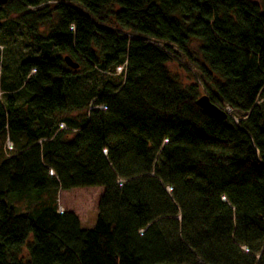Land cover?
I'll return each mask as SVG.
<instances>
[{"label":"trees","instance_id":"16d2710c","mask_svg":"<svg viewBox=\"0 0 264 264\" xmlns=\"http://www.w3.org/2000/svg\"><path fill=\"white\" fill-rule=\"evenodd\" d=\"M260 1L0 4V264H264ZM78 188L102 189L89 230L55 204Z\"/></svg>","mask_w":264,"mask_h":264},{"label":"rangeland","instance_id":"374dc122","mask_svg":"<svg viewBox=\"0 0 264 264\" xmlns=\"http://www.w3.org/2000/svg\"><path fill=\"white\" fill-rule=\"evenodd\" d=\"M252 2L260 4V0H251ZM45 28L42 31H46ZM3 47V54L5 57V63L8 66V70L5 72V79L12 81L13 69L15 64L28 56L27 49L17 36L5 39V43L1 45ZM30 49V48H29ZM169 72L176 77V79L183 84L190 83V76L182 70L176 63H170L167 65ZM264 100V95L259 97V103ZM87 111H85L86 113ZM84 112H81V114ZM78 113L73 112L66 114V117H76ZM231 114V113H230ZM10 147V144H8ZM102 194L101 188H78L70 191H58L55 196V204L59 212H71L80 221V227L83 230L91 229L96 221V209L99 198ZM27 200L25 198L16 199L13 201V205L17 210H21L25 207Z\"/></svg>","mask_w":264,"mask_h":264},{"label":"water","instance_id":"95a60500","mask_svg":"<svg viewBox=\"0 0 264 264\" xmlns=\"http://www.w3.org/2000/svg\"><path fill=\"white\" fill-rule=\"evenodd\" d=\"M7 2V0H0V4L4 5ZM65 63L71 67L72 69L77 68V64H74L69 57L65 58ZM197 106H199L203 111L206 113L217 117V118H225V113L217 109L213 104L209 102V100L206 97H201L196 102Z\"/></svg>","mask_w":264,"mask_h":264},{"label":"built area","instance_id":"2783aa9c","mask_svg":"<svg viewBox=\"0 0 264 264\" xmlns=\"http://www.w3.org/2000/svg\"><path fill=\"white\" fill-rule=\"evenodd\" d=\"M118 71H120V68L118 69ZM223 111H224V113L225 114H227V115H230V113H231V110L229 109V108H225V109H223ZM10 148V147H9Z\"/></svg>","mask_w":264,"mask_h":264}]
</instances>
